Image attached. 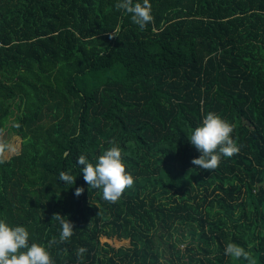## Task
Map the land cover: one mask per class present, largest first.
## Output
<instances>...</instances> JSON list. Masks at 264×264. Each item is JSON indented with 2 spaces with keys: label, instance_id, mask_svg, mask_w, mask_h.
Segmentation results:
<instances>
[{
  "label": "trees",
  "instance_id": "trees-1",
  "mask_svg": "<svg viewBox=\"0 0 264 264\" xmlns=\"http://www.w3.org/2000/svg\"><path fill=\"white\" fill-rule=\"evenodd\" d=\"M149 2L141 30L117 0H0V137L21 140L0 154V219L55 264H248L230 242L264 264V0ZM209 112L240 151L204 171L188 138ZM110 141L134 177L115 203L77 164ZM53 213L74 234L48 248Z\"/></svg>",
  "mask_w": 264,
  "mask_h": 264
},
{
  "label": "clouds",
  "instance_id": "clouds-1",
  "mask_svg": "<svg viewBox=\"0 0 264 264\" xmlns=\"http://www.w3.org/2000/svg\"><path fill=\"white\" fill-rule=\"evenodd\" d=\"M117 10H123L130 15L132 23L145 29L153 20L151 4L149 0H117ZM111 39L112 36H109ZM16 128L20 125L17 123ZM234 125L221 118L215 112H209L201 122V125L191 131L189 143L199 153L198 158L191 160V164L204 171L215 170L222 157L231 158L240 151V146L232 138ZM112 146L103 151L96 158L95 163L90 162L85 155H80L77 164L81 166L83 180L91 189L102 191L105 201L115 203L127 188L134 184V177L126 171V165L122 159V149L115 141L109 142ZM7 145L0 142V154L5 151ZM59 180L64 184L73 185L75 176L61 171ZM83 188H76L74 195L79 197ZM52 220L59 222L61 231L59 241L52 238L48 242V248L54 244L68 241L74 234V225L66 217L59 213H53ZM29 232L23 226H9L5 220L0 219V264H55L49 251L38 243L29 242ZM62 252H67L62 249ZM87 249L78 247L76 256L82 260ZM224 255L235 260L243 258L248 264H255L250 253L235 243H228L224 249Z\"/></svg>",
  "mask_w": 264,
  "mask_h": 264
},
{
  "label": "rangeland",
  "instance_id": "rangeland-1",
  "mask_svg": "<svg viewBox=\"0 0 264 264\" xmlns=\"http://www.w3.org/2000/svg\"><path fill=\"white\" fill-rule=\"evenodd\" d=\"M0 142L7 145L5 151L2 154L4 160H8L11 156L17 155L20 152L21 140L17 136H4L0 137ZM183 248V247H182Z\"/></svg>",
  "mask_w": 264,
  "mask_h": 264
}]
</instances>
